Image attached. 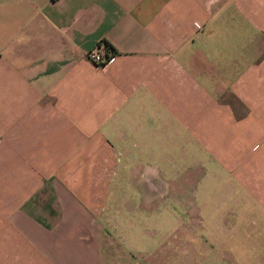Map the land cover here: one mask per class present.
Instances as JSON below:
<instances>
[{
	"label": "crops",
	"instance_id": "1",
	"mask_svg": "<svg viewBox=\"0 0 264 264\" xmlns=\"http://www.w3.org/2000/svg\"><path fill=\"white\" fill-rule=\"evenodd\" d=\"M197 154L264 185V0H0V264H114V226L173 264L155 229Z\"/></svg>",
	"mask_w": 264,
	"mask_h": 264
},
{
	"label": "rangeland",
	"instance_id": "2",
	"mask_svg": "<svg viewBox=\"0 0 264 264\" xmlns=\"http://www.w3.org/2000/svg\"><path fill=\"white\" fill-rule=\"evenodd\" d=\"M196 159L200 161L194 167L193 187L186 186L181 177L175 176L173 180L178 192L164 197L177 204L171 210H163L162 219L169 218L168 223L155 229L156 235L162 234V249L172 252L170 260L173 264H203L205 259L199 255L204 250L240 253V257L233 260L238 264L240 260L242 264H264V185L261 183L258 188L252 177L244 180L231 177L235 171L228 170L226 173L227 170L216 161L209 165L204 163L205 167L208 165L209 174H206L202 170V156L197 154ZM242 173L245 174L244 171ZM132 196L134 204L155 199L152 194L120 195L119 209L116 210L120 218L123 217L120 214L125 212L123 207H129L127 197L130 199ZM170 217L178 218L179 223L170 224ZM151 234L154 233L146 234L147 240H151ZM133 235V230L129 232L126 227H113L110 251L114 254V264L144 263L143 257H148L136 251L134 244L137 249L149 251L153 243L140 244L133 239ZM192 235L193 240L190 239ZM214 261L212 256L210 262Z\"/></svg>",
	"mask_w": 264,
	"mask_h": 264
},
{
	"label": "built area",
	"instance_id": "3",
	"mask_svg": "<svg viewBox=\"0 0 264 264\" xmlns=\"http://www.w3.org/2000/svg\"><path fill=\"white\" fill-rule=\"evenodd\" d=\"M87 57L98 64H104L111 58L113 52L108 51L104 44L87 52Z\"/></svg>",
	"mask_w": 264,
	"mask_h": 264
},
{
	"label": "trees",
	"instance_id": "4",
	"mask_svg": "<svg viewBox=\"0 0 264 264\" xmlns=\"http://www.w3.org/2000/svg\"><path fill=\"white\" fill-rule=\"evenodd\" d=\"M103 44L107 48L108 51L115 52L113 45L109 41H104Z\"/></svg>",
	"mask_w": 264,
	"mask_h": 264
}]
</instances>
